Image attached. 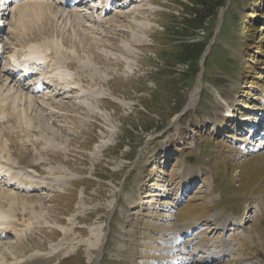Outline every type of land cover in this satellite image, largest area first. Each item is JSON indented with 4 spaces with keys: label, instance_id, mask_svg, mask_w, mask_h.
Wrapping results in <instances>:
<instances>
[{
    "label": "rangeland",
    "instance_id": "rangeland-1",
    "mask_svg": "<svg viewBox=\"0 0 264 264\" xmlns=\"http://www.w3.org/2000/svg\"><path fill=\"white\" fill-rule=\"evenodd\" d=\"M140 1L106 16L83 3L77 24L30 32L11 12L6 52L58 40L46 75L69 64L75 78L40 95L24 83L29 124L0 121V162L40 186L0 181V207L27 230L0 238L4 264H264V0L216 9L188 40L205 45L189 82L174 63L187 39L167 31L188 0ZM7 69L0 86L16 84Z\"/></svg>",
    "mask_w": 264,
    "mask_h": 264
},
{
    "label": "bare ground",
    "instance_id": "bare-ground-1",
    "mask_svg": "<svg viewBox=\"0 0 264 264\" xmlns=\"http://www.w3.org/2000/svg\"><path fill=\"white\" fill-rule=\"evenodd\" d=\"M118 1L119 2L121 1L123 3V5H125V6L129 4V7H131L134 3H138L140 0H118ZM118 1L117 0H106L105 1L106 7H104V10L102 12L103 13L104 12H106V13L111 12L112 6L115 5V3H117ZM90 5L95 6L94 0L91 2ZM119 5L120 4H118V7H119ZM10 6H12V8L10 9V12L12 11L13 14H17V16H18L17 17V19H18L17 23L19 24V26L21 27L23 32L33 31L36 26H38L40 23L48 21L50 18L60 21L62 18H63V20H65V19L69 18V16H70V19L67 20L68 24L69 23L70 24H74V23L77 24L79 22V19L83 18L81 15V12H79V10L75 9V10H70V12H69V10L66 11V9H68V5H67L66 1L63 2L60 0L59 2L53 4V3H50V1H45V0H20V1L19 0H11V2H9V0H0V25H2L1 20L2 21L4 20V17L7 14V11H8ZM9 13L7 15H9ZM5 23H7V20H5ZM52 45L58 51L55 50L54 53L51 52ZM62 49H63V43H60L58 40H52V41L49 40V43L41 44V45L34 43L28 48V51H27L26 55H24V60L22 61L21 64H26L27 61L32 60V58L38 57L37 61L38 62H44L42 64L43 66H39L37 68L30 67V70L35 69V75L40 76L42 78V77H44V75H46L45 70L47 71V69L50 68L49 65L51 64V62L53 61L55 56H58L60 54L59 50L62 51ZM3 50H5V46H4L3 42H0V51H3ZM12 57L14 60H16V58H18V53L16 52V54L11 56V58ZM70 67H72V66L69 64L60 66L56 70L57 73L55 75H53V77H49V78H57V79L61 80L62 82L66 81L68 86H70L72 84L71 82L68 81L69 79L72 80V77H70V75H72ZM2 72H4V71H2ZM38 72H41V74H38ZM5 73L9 74V71H6ZM9 75H11V74H9ZM3 78H4V76H2V74L0 73V82H1V80H3ZM12 78H13L14 84L16 82L15 85H13V84L11 86L8 85L7 84L8 79H6V81H3V85L0 86V90L2 91V93L0 92V115L2 116V117L0 116V121L6 117L7 110H10V111H13L12 113H15L16 116H18L20 120L24 121L27 124V121H28L27 114H28L29 110L23 108V106H25V104L28 103V104H30V107H33V106L35 107L36 104L34 105L35 101L33 99V96L28 95L27 94L28 92L25 93V91L23 90L24 87L22 88L21 84L19 82L15 81V78L13 76H12ZM49 82L53 83V80L49 79ZM9 83H11V82H9ZM62 84H65V83H62ZM38 91H39L38 87H35V89L31 93L32 94L36 93L35 95H38L39 94ZM196 94L197 93H195V95L193 97H195ZM9 103H10V106H9ZM29 122H28V124H29ZM31 126H33V125H31ZM3 153L4 152L1 153L0 159L1 158L3 159ZM192 175L193 174L191 173V171H187L188 178H191ZM3 179L7 180V183H8L7 187L8 188L13 186V185H16V184L18 185L17 182H20V184H19L20 188L21 189L25 188L23 191L28 190L30 187H31V189L33 188L35 190L40 189V186L38 184H32L29 182L25 183L26 180L20 181V179L18 177H15L13 174H11L10 169H7L6 166L0 162V181H2ZM7 190L8 189L4 190L0 187V193L3 192L5 194H8ZM15 204H13V207L15 206ZM24 208H26V207H24ZM15 216H16V213L13 212L12 208L7 210V209L0 207V238L3 237L4 235H8V234L11 235L13 233L18 234V235H22L23 232L26 230V229L24 230V229L19 228L18 224L16 223V217ZM240 217L241 216L236 217V219H238ZM242 219L243 220H241V223H244L248 220L245 218V216H243ZM223 221L224 222H222L221 227L225 228L226 224H227V220H223ZM27 227H29V226H27ZM191 230H194V227L192 229H188V230L184 231V233H189ZM231 246H232L231 243H227V249H229V251L232 249ZM33 258H36V259L33 261L32 260ZM33 258H30L33 262L28 261L26 264H30V263L43 264L42 261L40 259H38L39 256H35ZM5 260H6V258H4L3 260H0V264H4Z\"/></svg>",
    "mask_w": 264,
    "mask_h": 264
},
{
    "label": "trees",
    "instance_id": "trees-1",
    "mask_svg": "<svg viewBox=\"0 0 264 264\" xmlns=\"http://www.w3.org/2000/svg\"><path fill=\"white\" fill-rule=\"evenodd\" d=\"M228 1L229 0H188L189 4L185 7L187 17L180 21V27L167 28L171 37H176V39H187L185 45L183 44L181 46L182 52H178L174 60L176 65L180 64L188 68V71L182 76L186 81L189 82L188 79H191V72L192 77L199 73V66H197V63L205 50V45L203 43H190L188 40L193 39L198 33L202 32V26L207 20L213 23L216 15L215 11H217L216 9L219 7L227 8L229 6ZM229 10L230 8L227 9V12H229ZM227 12L225 13V17Z\"/></svg>",
    "mask_w": 264,
    "mask_h": 264
}]
</instances>
